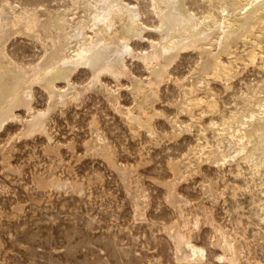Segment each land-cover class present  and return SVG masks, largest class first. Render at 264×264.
Segmentation results:
<instances>
[{"label":"rangeland","instance_id":"374dc122","mask_svg":"<svg viewBox=\"0 0 264 264\" xmlns=\"http://www.w3.org/2000/svg\"><path fill=\"white\" fill-rule=\"evenodd\" d=\"M10 1L33 8L39 7L42 11L46 8L63 10L69 4V0ZM130 3L144 13L143 20L148 25V30L141 38L131 41L130 49L133 48L131 50L135 51V55L138 52L139 55L140 52L145 54L151 50L152 41L157 39V33L153 29L157 19L151 12L150 0H132ZM186 3L199 16L210 9L208 0H186ZM0 13L1 17V7ZM24 36L17 35L16 39L12 37V40H8V44H2L8 50L3 62L12 60L10 67L13 61H17L14 64L25 67L43 60L42 48ZM239 40L237 47H242L243 43L238 42ZM218 50L221 51L220 48ZM198 54L195 50L182 53L170 69V81L159 88L154 108L160 115L153 121L159 135L154 141L149 140L143 129L136 134L125 115L121 114L122 111L110 106L106 93L99 88L88 92L83 102L71 105L63 114L57 111L52 115L49 129L53 142L44 134L22 136V121L30 119L25 107V112L22 107H19L20 110L15 109V114L21 115H18L21 121L8 120L10 122L6 121L0 129V264H178L175 260L176 248L168 228L177 219L182 221L174 207L178 203L175 201L181 198L190 200L191 205L187 211L193 214L201 216L203 207L214 212L217 222L238 239L242 256H245L241 264H252L247 261V257L251 262L264 264V223L260 222L257 213L261 212L254 203L258 196L254 191L255 183L252 182L251 186L246 184L251 175L245 163H242L240 176L235 161L227 163L231 165H225L222 170L206 163L201 169L202 173L195 174L188 182L177 183L179 186L175 184L177 180L174 174L168 169L169 162L177 161L175 164L180 168L176 167V171L177 176H180L187 162L185 155L189 147L196 144L197 128L172 140L166 138V133L172 132L169 119L177 117V104L182 97L175 81L182 80L195 71L197 62L202 61L201 54L200 57ZM131 58L133 57H127L125 63L130 72L127 78L123 77L119 81L110 75H104L103 80L101 79L103 85H108L109 89L120 95L119 102L123 111L135 108L134 96L128 90L132 87V80L135 77H148L143 61ZM221 58L223 61L227 58L229 60L225 54ZM261 63L258 60L257 65L248 68L240 65L241 73L232 80L230 90H226L221 80L211 82L224 115H229L236 108L235 103L247 92L248 86L264 79V70L258 66ZM87 70L85 67L78 70L71 78V83L83 88L90 78V71ZM196 74L199 77L200 71ZM196 77L193 80L198 78ZM58 87L65 89V82L59 81ZM40 88L39 85L33 88L35 101L33 100L32 105L36 110L46 108L48 103L46 91ZM149 109L152 111V106ZM210 116L205 118L204 124H209L210 118L216 119L215 121L220 119V115ZM179 117L176 120L184 123L189 120L186 114ZM207 132L209 141L214 142L215 132L211 129ZM98 135L105 136L107 141L97 144ZM11 137L20 138L11 141ZM99 144L102 150L97 148ZM99 149L100 152H105L100 153ZM181 159L183 162H180ZM203 175L219 182L213 192L206 191L205 186L209 183L204 181ZM260 181L256 176L255 182ZM225 184H238L242 191L237 197H233V190L228 187L224 198L219 197V191H222ZM144 196L147 203L146 215L140 217L137 215L138 207L143 206ZM200 226V232H195L193 242L207 251V262L204 263L222 264L216 260L221 252L211 244L217 240L215 231L205 224L204 219Z\"/></svg>","mask_w":264,"mask_h":264},{"label":"bare ground","instance_id":"6f19581e","mask_svg":"<svg viewBox=\"0 0 264 264\" xmlns=\"http://www.w3.org/2000/svg\"><path fill=\"white\" fill-rule=\"evenodd\" d=\"M208 1L210 9L199 16L188 8L186 0H150L151 12L157 19L153 28L157 33V39L152 41L149 52L145 54L140 52V55L139 52L134 54L135 51L131 50L133 48L130 49V44L133 39L141 38L142 34L148 30V25L143 20L144 13L136 6H132L128 0H69L68 6L63 10L45 7V11L39 10V7H29L16 1H0L2 9L0 17V129L8 120L20 122L21 118L18 116L20 114H15V109L22 107L23 110L25 107L29 118L26 117L30 120L22 121L23 130L20 134L23 133L24 137L44 134L49 141H52L49 129V120L52 115L57 111L63 114L68 107L81 102L88 92L99 88L106 93L111 103L110 106L116 107L119 112L122 111L121 114L125 115L136 134L143 129L149 140L154 141L159 135L153 125L154 119L160 115L154 108V103L158 100L159 88L170 81V69L182 53L189 50L198 51L202 56V61L197 62L198 67H195V71L184 79L175 81L182 92V97L177 104V117L169 119L172 132L166 133V138L172 140L179 138L185 132H193L192 130L197 128L196 144L189 147L185 155L187 160L185 170L179 171L180 176H177L176 167L179 166L175 164L176 160V162H169L168 169L177 180L175 184H181L182 181L188 182L193 179V176L200 173L206 163L222 170L227 163L235 161L238 176L242 175V163H245L251 175L246 184L251 186L252 182L255 183L254 191L258 193V196L254 203L258 205L261 212L257 213V216L260 222L264 223V79L253 86H248L247 92L242 93L241 97L238 96V101L235 103L236 108L232 109L229 115L223 114L218 96L213 93L211 87L212 81L221 80L226 90L232 89V80L241 73L239 72L240 65L248 68L257 65L258 60H261L262 63L258 66L264 70V0ZM17 35H25L29 41H35V44L43 50L44 55L43 58L41 57L43 60L25 67L14 64L17 61H13L12 67H10L12 60L8 63L3 62L8 50L2 44L4 42L6 44L8 40ZM238 39H240L238 42L243 43L242 47H237ZM216 50L221 53L213 54L217 52ZM223 54L229 57V60L226 59L228 62L222 60ZM130 56L133 57L131 59L136 57L143 61L148 77L133 78L132 87L128 90L134 96L135 108L130 107L123 111L119 102L120 95L109 89L107 84V86L103 85L101 79L104 75H110L116 80L127 78L130 72L125 63L127 57L129 59ZM200 65L202 68H199ZM82 67L88 69L87 72L90 71V78L87 79V84L80 88L71 83V78ZM198 70L200 71L199 77L196 74ZM194 77L197 79L193 80ZM59 81L65 82V89L58 87ZM36 85L41 86L40 89H44L48 97L47 107L42 110H36L32 105L33 100L35 101L33 88H37ZM150 106H152V111H149ZM182 114L189 116L188 122L176 120ZM210 115L214 117L220 115L219 121L210 118L209 124H204L205 118ZM210 129L215 132V140L212 143L207 134ZM20 137H11L10 140L13 141ZM105 141H107L105 136L98 135L97 144ZM97 146V148L102 147L100 144ZM104 150L102 152H105ZM98 151L100 152V149ZM182 159L180 162H183ZM256 176L261 179L259 183L255 182ZM203 179L209 183L207 186L203 185L206 191L213 192L219 183L206 175H203ZM228 187L232 188L233 197H237L242 191L238 184H225L222 191H219L220 194L218 193L219 197L224 196ZM173 190H175L174 187ZM212 196H214L213 193ZM144 200L142 202L145 205L143 203V206L138 207L137 205V215L140 217L146 215V198ZM176 202L178 203L174 204V207L182 221L177 219L168 229L176 248L175 260L178 264L207 262V251L193 242L195 232L197 230L200 232L202 219L216 233L217 240L211 244L214 249L221 252L216 256L217 262L241 264L245 256H242L238 239L226 230L225 226L217 222L212 210L203 207L200 216L198 213L193 214L187 211L188 206L191 205L187 198L178 199ZM247 261L252 264H263L254 260L251 262L248 257Z\"/></svg>","mask_w":264,"mask_h":264}]
</instances>
